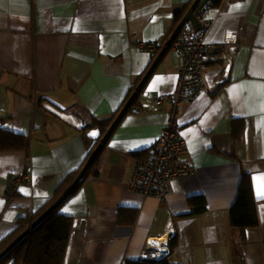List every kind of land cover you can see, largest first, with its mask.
<instances>
[{
  "label": "crops",
  "instance_id": "obj_1",
  "mask_svg": "<svg viewBox=\"0 0 264 264\" xmlns=\"http://www.w3.org/2000/svg\"><path fill=\"white\" fill-rule=\"evenodd\" d=\"M189 1L0 0V128L27 143L0 153V241L81 170L89 141H100L94 123L114 120L135 94L98 155L97 174L59 207L72 218L62 264H264V0H220L210 11L204 87L177 117L194 174L170 181L163 199L132 189L136 163L166 123L170 104L154 98L174 92L181 63L168 49L137 91L163 49L153 56L138 44L165 46ZM226 32L235 41L217 59ZM243 175L258 224L242 230L230 227L229 211ZM199 197L206 210L193 215ZM118 211L133 213L132 223L119 225Z\"/></svg>",
  "mask_w": 264,
  "mask_h": 264
},
{
  "label": "built area",
  "instance_id": "obj_2",
  "mask_svg": "<svg viewBox=\"0 0 264 264\" xmlns=\"http://www.w3.org/2000/svg\"><path fill=\"white\" fill-rule=\"evenodd\" d=\"M214 6L213 0H207L198 7L194 14L198 27L189 21L184 23L169 48L180 56L176 88L171 95L154 98V104L163 101H168L170 104L166 123L147 154L136 163L131 183L132 189L144 197L166 198L170 181L191 176L195 172L183 160L187 148L177 126V117L180 104L193 100L203 90L204 71L209 54L212 52L207 37L215 24L214 19L210 17V11ZM233 41H235L234 34L226 32L222 45L223 52L216 56L217 59L228 58L226 54ZM162 47L164 46H158L156 42L138 44L139 50L153 56ZM23 176L27 175L22 174L20 178L15 179V182H20Z\"/></svg>",
  "mask_w": 264,
  "mask_h": 264
},
{
  "label": "trees",
  "instance_id": "obj_3",
  "mask_svg": "<svg viewBox=\"0 0 264 264\" xmlns=\"http://www.w3.org/2000/svg\"><path fill=\"white\" fill-rule=\"evenodd\" d=\"M213 1L217 3L216 0ZM219 1L220 0H218V2ZM192 2L193 0H190L188 5H186L184 9L180 10V12H175L176 25L180 21L183 13H186ZM112 120L113 118L111 117L109 120L94 123L96 126H98V130L100 132L98 140L102 138L109 125L111 124ZM89 143L91 144V146L89 149L90 152L88 156L96 147L97 141L95 143L89 141ZM26 145L27 143L25 137L0 128V153L22 152L25 150ZM98 158L99 156L96 157L93 162V165L86 172L85 178L89 175L97 174L98 171L96 166ZM79 169L80 167L64 177L58 188L54 190L51 198L41 208H39L35 213L31 215H24L17 221L16 228L0 241V252L7 245H9L17 236H19L32 222H34L61 196L66 187L75 178L76 174L79 172ZM78 187L79 185L71 192L69 197H71L77 191ZM194 202L195 203L191 211L192 214H202L206 210V204L204 199L199 197L194 200ZM255 203L256 202L252 197V188L250 185V180L246 175H243L240 179L235 199L230 207V227L242 230L246 228L256 227L258 224V220L255 211ZM58 210L59 208L51 212L34 230L31 231V233L26 238H24L14 249H12V251H10L0 261V264H4L9 260H12L13 264H62L65 255L66 245L69 239L72 218L60 214ZM133 220V213H118L117 222L119 225H124L125 222H130L129 224H131ZM174 246L175 240L173 239L169 243L170 250H172ZM125 264L170 263L167 259H142L140 261H127Z\"/></svg>",
  "mask_w": 264,
  "mask_h": 264
},
{
  "label": "water",
  "instance_id": "obj_4",
  "mask_svg": "<svg viewBox=\"0 0 264 264\" xmlns=\"http://www.w3.org/2000/svg\"><path fill=\"white\" fill-rule=\"evenodd\" d=\"M207 0H194L184 16L182 17L181 21L167 40L165 46L161 50V52L158 54L156 60L154 61V64L149 68L147 71L145 77L139 84V89L144 85L146 79L148 76L152 73L153 68L156 66L157 62L160 60L162 55L165 51H167L176 36L178 35L181 27L186 22H192L195 24V27H198V23L195 20V11L198 7L202 6ZM218 2V0H216ZM138 93V92H137ZM135 94L126 102V104L123 106L121 111L118 113V115L115 117L113 122L111 123L110 127L106 131V133L103 135V137L100 139V141L97 143L96 147L90 154L89 158L85 162L84 166L81 168L77 176L74 178L72 183L69 185V187L64 191V193L45 211L43 212L34 222H32L28 228H26L19 236H17L9 245H7L1 252H0V261L10 252L12 249H14L24 238H26L32 230H34L51 212L58 209L60 205L69 197L71 192L78 186V184L84 179L86 172L90 168V166L93 164L96 157L100 154L101 150L105 146L108 138L111 136L112 132L114 131L115 127L117 126L120 119L123 117V115L128 111L130 108V105L134 99Z\"/></svg>",
  "mask_w": 264,
  "mask_h": 264
},
{
  "label": "snow or ice",
  "instance_id": "obj_5",
  "mask_svg": "<svg viewBox=\"0 0 264 264\" xmlns=\"http://www.w3.org/2000/svg\"><path fill=\"white\" fill-rule=\"evenodd\" d=\"M236 7H239V5H237ZM159 79L160 78L158 77L157 80H159ZM90 135L95 136L96 133L92 132V133H90ZM258 179H264V178H258ZM22 191H23V189H22ZM257 195H258V198H264V188H258ZM64 211L67 212L68 209L65 208Z\"/></svg>",
  "mask_w": 264,
  "mask_h": 264
}]
</instances>
